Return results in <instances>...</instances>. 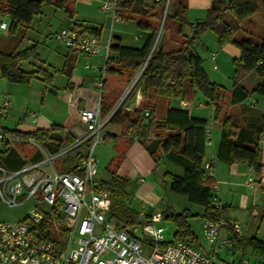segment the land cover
I'll use <instances>...</instances> for the list:
<instances>
[{"label": "trees", "instance_id": "16d2710c", "mask_svg": "<svg viewBox=\"0 0 264 264\" xmlns=\"http://www.w3.org/2000/svg\"><path fill=\"white\" fill-rule=\"evenodd\" d=\"M76 1L0 0V21L8 22L7 36H10L20 27L29 25L33 17L41 13L44 5L61 9L72 18ZM259 6L264 10V0H227L221 6L211 4L205 19L190 23L186 17L187 5L181 0H116V14L120 21H133L142 36L135 46L122 44L120 37H111L104 74L127 81L141 71L139 89L142 100L129 110L116 109L109 120V123L121 127L120 138L112 137L115 140V155L107 165L110 178L101 183L111 195L108 220L112 227L122 228L128 220L138 219V213L130 205L132 183L116 174L125 150L137 140L154 161L155 169L162 161L181 169L179 175L168 171L163 173L162 177L169 180L170 191L200 206L203 209L202 219L223 218L225 227L229 230L228 243L232 244L234 250L241 248L242 236L233 230L226 219L224 207L220 205L217 209L213 206V197L217 196L211 190L216 183L214 178H204L202 165L207 122L190 115L188 110L179 106V102L191 103L200 96L206 106L214 109L215 118L218 119V115L225 112L229 104L243 103L252 95L264 97V37L259 42H255L251 36L236 40L232 26L224 21V15L229 14L236 22H240L254 14ZM161 20V30L165 33L162 41L159 39L162 31L158 30ZM186 28H191L188 35L184 34ZM85 30L97 34L96 30ZM207 30L216 33L219 44H230L238 49L239 57L232 61L236 71L253 73L262 78L253 89L246 90L237 80H233L229 91L208 78L202 59L195 52V45ZM173 43L177 47H172ZM28 54V50L10 53L0 51V76L16 83H29L32 79L49 81L50 76L43 74L44 77L41 78L39 70L29 72L21 69L20 63ZM72 68L69 55L62 71L70 77ZM117 94L116 90L108 89L106 80H103L100 93L102 116L110 112ZM135 94L139 98V92L135 91ZM0 130L13 140L32 141L48 152L74 143V137L60 125L29 132L3 128ZM262 130L261 126L255 129L242 127L231 116H225L216 148V161L226 165L245 163L258 177L264 176L260 148ZM105 138L103 136V140ZM0 144V166L8 170L21 167L24 161L20 152L6 140H2ZM40 156L37 151L28 159L35 161ZM73 161L74 157L69 155L63 160L65 164ZM56 167L60 172L67 171V168L59 164ZM146 216L150 219L151 212ZM61 218L60 214L48 212L38 227L40 237L51 243L56 250L61 249L66 236V229L60 224ZM173 241L201 245L200 238L187 226L176 232ZM251 245L264 254V242L252 239Z\"/></svg>", "mask_w": 264, "mask_h": 264}, {"label": "built area", "instance_id": "2783aa9c", "mask_svg": "<svg viewBox=\"0 0 264 264\" xmlns=\"http://www.w3.org/2000/svg\"><path fill=\"white\" fill-rule=\"evenodd\" d=\"M100 7L110 14L112 22L120 21L116 14V0H103ZM8 27L6 20L0 21V35L7 36ZM54 39L64 45L69 53L103 56V65L96 68L102 74L95 81L99 90L98 100L93 108H79L71 102L82 129L74 143L53 152L35 143L41 155L39 159L31 161L23 158V165L14 170L0 166V202L8 207L25 205L30 201L33 203L22 219L0 221V264H262L259 261L251 262L243 254L239 259L232 256L228 261H223L191 244L167 241L164 229L157 225L159 218L151 216L148 219L143 211L138 213L137 221L128 220L122 228L111 226L108 220L111 195L97 179L98 159L93 153L95 147L103 142V128L117 108L114 107L105 116L101 115L100 93L111 37L102 40L99 35L83 27L71 25L60 28ZM213 68L216 69V66L213 65ZM140 73H137L138 78ZM6 105L3 102L0 106V116H5ZM179 106L188 104L180 101ZM31 116L35 120L36 114ZM2 140L13 143V139L0 130V142ZM88 141L91 145L84 153L75 154L70 164L63 162L66 156ZM210 141L207 128L205 145ZM25 142L32 143L29 140ZM215 161L214 156L203 163L204 178L213 177ZM56 163L67 168V171H58ZM244 185L251 188L255 181L249 177ZM211 190L214 193L218 191L216 183ZM212 201L213 206L219 209L217 196ZM51 211L62 216L60 224L66 229L59 250L38 233L39 225ZM229 223L236 233L241 234L237 223ZM225 225L223 218L203 219L201 235L214 255L218 254L220 247L227 245L225 239L218 242ZM145 248L149 249L147 256L143 254Z\"/></svg>", "mask_w": 264, "mask_h": 264}, {"label": "rangeland", "instance_id": "374dc122", "mask_svg": "<svg viewBox=\"0 0 264 264\" xmlns=\"http://www.w3.org/2000/svg\"><path fill=\"white\" fill-rule=\"evenodd\" d=\"M83 1L84 0H77L75 3V7H78L76 17L78 20L86 18L85 15L87 13L81 10L79 11V7L83 6ZM97 1H99V3L101 2L100 0ZM94 8L95 12L99 9L96 2H94ZM256 17H258L257 14L254 15V19H256ZM230 20L235 21L231 15L225 14L224 21L229 23ZM188 21L190 23L195 22L191 20ZM92 22L102 25V33L104 36L114 34L116 30L120 29L124 32L121 35L124 38V45L137 44L136 40L133 39V35L136 33V27L131 23L114 22L111 24L109 16L105 15L103 12L102 14L97 12ZM162 22L161 20L159 23V32L162 31ZM258 23V20H256L255 24L253 23L254 26L253 24L249 25L245 22L234 23L232 25L234 39L241 40L247 38L248 33H246V31L249 30L255 34V42H259L257 37L258 34H256L255 31L261 30L262 26L258 25ZM70 24L71 20L63 10L51 5H44L41 8V13L34 16L29 25L20 27L13 35H0L1 52L29 51L28 57L20 63L21 69L29 72L39 70V72L42 73L40 75L41 78H43L44 75L50 76L49 81L32 79L29 83L9 82L0 76V106L3 102L7 103L5 116H0V128L9 131L19 130L21 132H29L37 128H49L53 124H60L63 119H76V111L70 104L78 98V95L70 93L68 88L70 85L69 82L73 81L62 71L64 62L69 55H73L71 60L73 61L72 70L75 76V86L84 90L82 99L88 104L91 103L92 108L95 106L98 100L99 90L95 91L89 86L90 82L88 81V76L92 74L93 76H98L96 77L97 80L101 78V71H96L95 69L103 65L104 58L102 55L85 56L81 54H71L64 45L58 43L54 39L55 33L60 28L69 27ZM190 32L191 28H186L184 34L188 35ZM174 46L177 47V45L173 43L172 47ZM195 52L201 57L202 66L208 78L225 89L230 91L232 81L239 80L243 76L244 72L236 71L232 63L233 59L239 57L238 49L230 44H219L217 35L214 31L207 30L201 34L199 42L195 45ZM233 53L235 55H231ZM212 54H216L215 61L210 59ZM218 55L219 57H217ZM228 55H231V57L229 58ZM74 57H76V59H74ZM86 65H89L90 68H85ZM213 65L217 67L215 70L212 69ZM108 77V74L103 76V79L107 82V86ZM83 81L84 83H80ZM117 86H121V93L119 97H117L113 108L117 107L116 109H121L123 103L126 102L133 90L139 89V78L137 74H135L130 80L126 81V79H123L121 84L118 83ZM48 89L56 91V94L50 93ZM199 100H203V98L200 96L196 97L193 101L194 103L191 102V104L188 105V110L192 111V116L205 118L207 124H209L208 113L212 107L204 106L197 108V102ZM31 114H36L35 120H33ZM109 125V123L106 124L103 131H107ZM106 142L107 143L101 142L98 144L93 151L94 155L98 158L97 179L100 182L109 180L110 174L107 169V164H109L115 152L112 142L108 143V140ZM11 145L27 158L38 151L34 142L28 143L13 140ZM90 145V141L81 144L76 150L69 154V157H74L78 152L84 153ZM0 148H2L1 144ZM166 171L173 174H181V169L172 163H158L156 171L154 175H152V180L156 185V193L160 198L158 205L150 211L143 204H140L138 200L135 199L134 195H132L130 196V205L132 209L137 213L143 211L147 215L151 212L152 216H157L159 218L157 225L164 229V235L167 241H173L176 232L187 226L193 230L203 243L200 234L203 209L198 205L190 203L184 196L170 191L169 180L162 177L163 173ZM215 194L218 196V192ZM32 204L33 203L30 201L25 205L8 207L0 202V221L14 222L22 219L24 214L31 208ZM228 215L230 218H234V220H236L235 222L240 226L243 244L240 249L233 252L234 255L232 253L229 254L230 256H225V254L222 255L227 258L235 256L236 259H239L241 254H243V256L251 262L259 261L264 264V254L258 252L251 245L252 239L264 242V206L261 207L258 203L244 210L229 207ZM148 253L149 249L145 248L143 254L147 256Z\"/></svg>", "mask_w": 264, "mask_h": 264}, {"label": "crops", "instance_id": "0c3cea01", "mask_svg": "<svg viewBox=\"0 0 264 264\" xmlns=\"http://www.w3.org/2000/svg\"><path fill=\"white\" fill-rule=\"evenodd\" d=\"M100 1L102 2L103 0ZM181 1L187 5V12H186L187 19L191 21H196V20L205 19L207 14V9L211 4H218L219 6H221L225 4L227 0H181ZM94 2L97 3V7L99 8L98 10H96V12L94 8ZM101 2L99 3V1L97 0H84L82 2L83 6L79 7V11L81 10L87 13L85 15L86 18H84L83 20L76 19L78 13V7H75L76 5L75 4L73 16L72 18H70L71 20L70 26L75 25L87 29L96 30V33L100 36L102 40H105L107 36L120 37L121 43L124 44V38L121 36L124 33L122 30L118 29L115 31V33L117 34L114 33L104 36L102 33V25L96 22H92L93 17L96 15L97 12L98 13L100 12L101 14L103 12L105 15H108L111 20L110 14L104 12L99 6L101 5ZM255 14H257L258 16L256 17V19H254ZM256 20H258L259 22L258 25L262 26L261 30L255 31V33L258 34L257 36L258 39L260 40L261 37H264V10H262V8L258 7V10L254 14L244 18L243 20L240 21V23L245 22L251 25L253 23L255 24ZM113 23L114 22L111 21V24ZM118 23H125V24L131 23L133 24V26L136 27L133 21H127V22L118 21ZM234 23H236V21H231V20L229 21V24L231 26ZM246 33H248V36H251L253 38L255 37V34H253L252 31L248 30L246 31ZM141 36L142 35L138 33V30L136 29V33L135 35H133V39L136 40V42L138 43L141 39ZM233 51L236 52L235 50ZM231 55H235V54L233 53ZM231 55H228L229 58L231 57ZM72 57L73 55H71V58ZM217 57H219V55ZM215 58H216V54H212L210 57L212 61H215ZM74 59H76V57H74ZM85 68H90V66L86 65ZM212 69H214L213 66ZM96 77L98 76H93L92 74H90L88 76V81L90 82L89 86L92 87V89H94L95 91H98L95 85V81L97 80ZM74 78H75L74 71L71 70L70 80L73 82H69L70 85L68 88L70 93H74L75 95H78L77 96L78 98L72 101V104L75 103L79 108H92L91 103L88 104L82 99L84 90L82 88H77L75 86L76 84L74 82ZM261 79H262L261 77L253 73H243V76L241 77V79L237 80V82H239L246 90H251L261 81ZM122 80L123 78L118 76L108 77V89H111L112 91L116 90L118 92L117 97H119L121 93V88H120L121 86L119 87L117 86V84L118 83L121 84ZM80 83H84V81ZM135 91L139 92V98L137 97L138 95L135 94ZM141 100H142V94L140 89L138 90L135 89L133 90L132 94L128 97L126 102L123 103L122 109L129 110L134 106H136ZM252 102L254 104H252ZM185 103H187L188 105L191 104L188 102ZM113 105H112V109H114ZM204 106H206L204 100H199L197 102V108H201ZM71 107L73 108V106ZM182 108L188 110V106ZM73 109L76 111L75 108ZM188 111L190 115H192V111L190 110ZM215 116H216L215 111L213 108H211V110L208 113V119L210 122L209 124H207V128L210 131L211 141L208 145H206L204 162L209 161L212 157L215 156L216 148L220 138L222 120L225 116H231L234 119V121H236L237 124L242 127L255 129L261 126L262 129H264V97L258 95H252L243 103L235 104V105L229 104L227 110L225 112H221L218 115V119H216ZM109 124L110 125L107 131L105 130L103 131V136L106 137L103 140V142L107 143L106 142L107 140L108 143L112 142L113 150H114L115 140H113L112 137L120 138L119 136L121 134V127L120 125L115 123H109ZM53 125L62 126L67 133H69L71 136L74 137V139L76 136L80 135L82 131L81 127L77 123V112H76L75 120L63 119L60 124H53ZM37 129H47V128L42 127ZM260 148H261V162L262 164H264V130H262L261 133ZM34 154L35 153L30 155V157L33 156ZM114 155L115 152L113 153L112 157H114ZM20 156L22 158H27L23 156L21 153ZM155 171L156 169H155L154 161L147 154V152L144 150V148L137 140H134V142L125 150L124 158L116 169V174L119 177L127 178L131 181L132 183L131 190L133 192L135 199L138 200L140 204H143L150 211L153 210V208L156 207V205H158V203L160 202V198L156 193V185L152 180V175H154ZM249 177H252L255 181V185L251 188L246 187L244 185V181ZM213 178L218 186L217 192H218L219 201L221 205L224 207L225 216L229 222L236 223L235 222L236 220H234V218L232 217L230 218V216L228 215L229 207L244 210L248 207L251 208L258 203L260 204L261 207L264 206V176L258 177L247 164L237 163V164L226 165L221 162L215 161V163L213 164ZM202 222L203 220L201 221L200 224V234H201ZM228 237H229V230L227 229V227H224L220 231L218 242H221V240L225 239L227 241V245L226 247H220L217 255L213 254L210 246L204 242L202 235L201 238L203 240V243L200 240V244H201L200 246L196 244H191V245L199 250L204 251L213 258H218L220 260L227 261L229 258L224 257V255L222 254L228 256L229 254L235 251L232 248L233 247L232 244L228 243Z\"/></svg>", "mask_w": 264, "mask_h": 264}, {"label": "water", "instance_id": "95a60500", "mask_svg": "<svg viewBox=\"0 0 264 264\" xmlns=\"http://www.w3.org/2000/svg\"><path fill=\"white\" fill-rule=\"evenodd\" d=\"M164 36H165V33L164 32H161V34H160V41H162L163 40V38H164ZM155 42H156V40H155ZM155 42H154V45H155ZM153 45V46H154ZM48 91L50 92V93H52V94H56V91H54V90H52V89H48Z\"/></svg>", "mask_w": 264, "mask_h": 264}]
</instances>
